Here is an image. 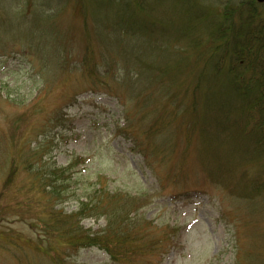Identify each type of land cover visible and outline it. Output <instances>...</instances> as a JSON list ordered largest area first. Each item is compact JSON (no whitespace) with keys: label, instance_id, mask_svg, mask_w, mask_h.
Instances as JSON below:
<instances>
[{"label":"rangeland","instance_id":"rangeland-1","mask_svg":"<svg viewBox=\"0 0 264 264\" xmlns=\"http://www.w3.org/2000/svg\"><path fill=\"white\" fill-rule=\"evenodd\" d=\"M128 1L0 0V264H56L41 222L51 202L27 162H75L78 193L100 182L143 200L141 217L176 232L162 264H264V158L235 161L232 192L212 184L166 104L173 82L156 74L177 66L174 38L186 21L248 0ZM126 4L141 22L136 33L113 23ZM245 175L256 192L241 193ZM75 201L52 208L69 214ZM55 246L64 264L110 263L98 248Z\"/></svg>","mask_w":264,"mask_h":264},{"label":"trees","instance_id":"trees-1","mask_svg":"<svg viewBox=\"0 0 264 264\" xmlns=\"http://www.w3.org/2000/svg\"><path fill=\"white\" fill-rule=\"evenodd\" d=\"M246 2L217 17L207 12L186 21L174 38L181 45L177 66L156 72L174 84L164 90L166 104L187 125V140L197 147L209 181L230 192L235 161L258 163L264 158V11L256 1ZM124 7L113 23L127 33L138 32L141 22L127 10L128 4ZM202 31L205 38L195 35ZM90 68L86 73L95 75ZM31 158L34 160L33 154ZM30 163L24 170L28 174L35 170L31 172L32 184L51 202L41 222L42 231L51 235L43 236L44 253H51L56 264H64V259L58 257L55 245L72 251L101 249L109 255V264H162L175 247V229L156 226L141 217L144 201L138 197L111 192L100 182L78 193L75 162L42 164L36 169H31ZM244 179L241 193L256 192L254 181L246 175ZM68 198L76 200L75 211L53 210L54 201L62 203ZM86 218L103 219V228H84Z\"/></svg>","mask_w":264,"mask_h":264},{"label":"water","instance_id":"water-1","mask_svg":"<svg viewBox=\"0 0 264 264\" xmlns=\"http://www.w3.org/2000/svg\"><path fill=\"white\" fill-rule=\"evenodd\" d=\"M257 1H258V2H261V3L264 2V0H257Z\"/></svg>","mask_w":264,"mask_h":264},{"label":"flooded vegetation","instance_id":"flooded-vegetation-1","mask_svg":"<svg viewBox=\"0 0 264 264\" xmlns=\"http://www.w3.org/2000/svg\"><path fill=\"white\" fill-rule=\"evenodd\" d=\"M263 5H264V3H263Z\"/></svg>","mask_w":264,"mask_h":264}]
</instances>
